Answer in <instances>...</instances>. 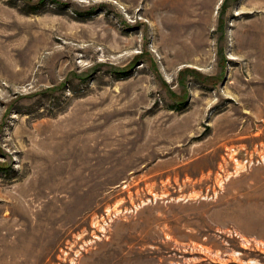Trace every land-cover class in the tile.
Listing matches in <instances>:
<instances>
[{"label": "rangeland", "instance_id": "1", "mask_svg": "<svg viewBox=\"0 0 264 264\" xmlns=\"http://www.w3.org/2000/svg\"><path fill=\"white\" fill-rule=\"evenodd\" d=\"M0 264H264V0H0Z\"/></svg>", "mask_w": 264, "mask_h": 264}, {"label": "bare ground", "instance_id": "2", "mask_svg": "<svg viewBox=\"0 0 264 264\" xmlns=\"http://www.w3.org/2000/svg\"><path fill=\"white\" fill-rule=\"evenodd\" d=\"M92 153H93V152H92ZM94 153H95V152H94ZM88 159H89V158H88ZM90 159H91V158H90ZM92 160H93V159H91V161H92ZM87 161L91 162L90 160H87ZM93 162H94V161H93ZM89 165H90V164H89ZM89 165H88V166H89ZM86 168H88V167H86ZM86 168H85V170H86ZM91 168L93 169V167H91ZM94 168H95V167H94ZM89 169H90V168H89ZM89 169H88V170H89ZM86 171H87V170H86ZM91 171H92V170H91ZM94 171H95V170H94ZM87 172H88V171H87ZM92 172H93V171H92ZM83 174H84V173H83ZM87 175H88V174H87ZM82 176H83V175H82ZM83 177H84V176H83ZM85 177H86V176H85ZM85 177H84V178H85ZM87 178H88V177H87Z\"/></svg>", "mask_w": 264, "mask_h": 264}]
</instances>
